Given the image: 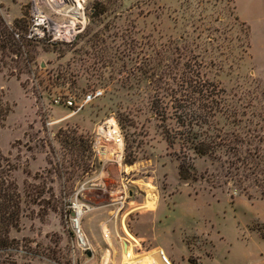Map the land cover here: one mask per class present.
I'll use <instances>...</instances> for the list:
<instances>
[{
    "label": "rangeland",
    "instance_id": "1",
    "mask_svg": "<svg viewBox=\"0 0 264 264\" xmlns=\"http://www.w3.org/2000/svg\"><path fill=\"white\" fill-rule=\"evenodd\" d=\"M84 7L87 23L72 43L20 46L32 57L27 68L13 38L0 51V212L17 214L0 264H123L126 246L136 256L161 250L168 264H264V0ZM28 10V0H0V30L24 36ZM189 72L222 91L221 113L198 130L210 156L163 136V125L180 130L171 103L182 106ZM110 118L124 136L122 167L102 163L91 146ZM183 156L188 180L178 175ZM84 184L86 250L72 247L69 221Z\"/></svg>",
    "mask_w": 264,
    "mask_h": 264
},
{
    "label": "built area",
    "instance_id": "2",
    "mask_svg": "<svg viewBox=\"0 0 264 264\" xmlns=\"http://www.w3.org/2000/svg\"><path fill=\"white\" fill-rule=\"evenodd\" d=\"M87 0H28V26L24 38L27 41L45 45L70 44L84 30L87 19L85 3ZM18 40L20 34H15ZM90 99V96L87 97ZM56 99L55 103H59ZM63 105L67 108L74 106L72 98L65 99ZM93 153L104 164L114 163L118 167L124 163V136L114 118L107 119L96 128L91 143ZM85 184L77 191L71 200L70 227L72 232V247L86 250L87 244L81 227L83 216L90 207L78 200V194ZM122 197L114 203L122 205ZM103 233V232H102Z\"/></svg>",
    "mask_w": 264,
    "mask_h": 264
},
{
    "label": "trees",
    "instance_id": "3",
    "mask_svg": "<svg viewBox=\"0 0 264 264\" xmlns=\"http://www.w3.org/2000/svg\"><path fill=\"white\" fill-rule=\"evenodd\" d=\"M98 6L101 7L102 3H99ZM102 14L103 13H99V15ZM95 16L98 15L96 14ZM21 22V20H16L14 25L18 26ZM15 34L16 33L13 31L8 32L6 27L0 30V51H5L7 49V37L8 39L13 38L14 41L19 44V47L16 49L14 54L17 57H20L21 62H19V64L21 63L24 68H27L28 63L32 61V57L31 59H28V53L19 49L20 46H29L30 41H27L23 35H20V38L16 40L14 38ZM183 78L186 80V87L182 90L181 102L183 104L188 102L189 104H182L181 106L177 100L178 98H174L171 103V108L174 110V117L176 118V122L180 127V130L172 132L169 131L165 125H163V136L169 146L174 145L175 141L179 139L182 142V146L186 147L185 149L193 153L195 156H210L215 152L214 149H212V143L204 138L206 136H204L202 132V135H199L198 132L200 130L202 131L203 127L207 126L211 122V119L215 118L216 114L221 113V108H219L221 100L214 101V99L221 96L222 91H218L217 93L214 87H212L213 89L209 92V88L207 86L210 85L205 86L206 83H202L200 81L199 75L193 77L189 72L188 75H184ZM196 80L198 82H196ZM182 98L187 101H182ZM173 102H177L178 105ZM151 108L156 116L161 120V123L165 124L168 119L165 110L160 109L156 101L152 102ZM74 146L75 144L72 145L71 149H69L70 155L72 156H76L74 153L76 150ZM186 159L191 162L189 158L183 156V159L180 160L181 162L178 165V175L182 180L190 179L189 169H191L192 165L191 163L187 165L185 161ZM187 166H189V168H187ZM4 211H9V206L5 207ZM4 211L0 212V253L12 250L10 240L8 239V233L11 228L17 227V214L15 212L5 213Z\"/></svg>",
    "mask_w": 264,
    "mask_h": 264
},
{
    "label": "bare ground",
    "instance_id": "4",
    "mask_svg": "<svg viewBox=\"0 0 264 264\" xmlns=\"http://www.w3.org/2000/svg\"><path fill=\"white\" fill-rule=\"evenodd\" d=\"M145 185V184H144ZM144 190L147 195V204H154L156 201V194L152 187L144 186ZM104 238L108 240V232L103 234ZM123 264H168L167 261L159 254V251L147 253L143 256L136 257L132 254L130 246H126L123 250Z\"/></svg>",
    "mask_w": 264,
    "mask_h": 264
},
{
    "label": "crops",
    "instance_id": "5",
    "mask_svg": "<svg viewBox=\"0 0 264 264\" xmlns=\"http://www.w3.org/2000/svg\"><path fill=\"white\" fill-rule=\"evenodd\" d=\"M15 20V19H14ZM102 230H104L103 228H102ZM132 250V249H131ZM158 249H156V250H152V251H150V252H148V253H151V252H154V251H157ZM159 251V254L161 255V258L163 257L166 261H167V259H166V257H165V255L162 253V251L161 250H158ZM133 254V253H132ZM147 254V253H146ZM134 255V254H133ZM134 256H136V255H134ZM136 257H140V256H136ZM168 262V261H167ZM169 263V262H168Z\"/></svg>",
    "mask_w": 264,
    "mask_h": 264
},
{
    "label": "water",
    "instance_id": "6",
    "mask_svg": "<svg viewBox=\"0 0 264 264\" xmlns=\"http://www.w3.org/2000/svg\"><path fill=\"white\" fill-rule=\"evenodd\" d=\"M88 256H90V253H88Z\"/></svg>",
    "mask_w": 264,
    "mask_h": 264
}]
</instances>
